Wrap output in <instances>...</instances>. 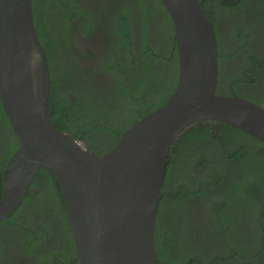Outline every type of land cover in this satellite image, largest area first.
Here are the masks:
<instances>
[{
    "label": "water",
    "instance_id": "1",
    "mask_svg": "<svg viewBox=\"0 0 264 264\" xmlns=\"http://www.w3.org/2000/svg\"><path fill=\"white\" fill-rule=\"evenodd\" d=\"M160 1L174 29L176 85L98 155L51 121L50 72L32 0H0V102L18 141L2 173L0 220L45 169L61 187L78 264H156L164 172L173 143L191 124L221 122L264 142V107L216 93L218 44L204 0Z\"/></svg>",
    "mask_w": 264,
    "mask_h": 264
},
{
    "label": "trees",
    "instance_id": "2",
    "mask_svg": "<svg viewBox=\"0 0 264 264\" xmlns=\"http://www.w3.org/2000/svg\"><path fill=\"white\" fill-rule=\"evenodd\" d=\"M147 1L152 4L153 11L159 14L163 21L160 25L162 28H159V48L150 46L144 52L143 50L149 46L144 39L145 44L141 50L143 52L131 56L130 51L133 53V46L122 37V46L112 54V62L106 66V70L113 72L115 85L113 93L108 98L101 96L99 88H93L87 84L84 86L87 92L84 97L82 99L77 97L71 101L62 86L68 82L69 64L58 62L52 48L59 45V40L67 37V29L72 19L77 15H85L86 11L80 8L77 0H32L34 26L46 52L50 72L47 107L51 121L57 130L67 132L75 139L81 140L89 151H94L98 155L109 150L120 134L134 121L164 104L177 82L178 55L177 46L172 48L171 39L174 33L172 21L160 0ZM214 2L221 4L219 0H206L203 4L210 22L211 16L207 5ZM146 12L145 3H141L139 14H135L134 17V19L137 17L136 20L141 23L143 30L146 22L152 17ZM56 13L58 15H55ZM117 17L122 26L118 25L116 31L124 35L129 18L123 14H118ZM163 25L170 27L166 45H164L162 33ZM217 44L218 66H220L219 62L226 56V52L222 51L218 37ZM237 52V50H232L230 55L234 56ZM256 59L258 57L255 55L248 57L249 66L245 67L247 70L242 75L248 81L257 77L252 71L253 64L257 65ZM80 71L82 70L79 67ZM225 96L235 95L229 90ZM253 102L262 106L264 99H254ZM0 126L5 139L0 143L1 194L4 166L18 146L1 102ZM201 139L212 142L210 149L204 150L202 146L199 148L198 144L202 142ZM170 151L155 224L156 264H209L213 261V257L219 254L200 257L193 247L190 248L187 244L180 242L179 237L182 232L175 233L174 229L165 230L166 215H170L172 223L178 221L182 216L179 213L186 209L189 199L201 197L210 189L220 188L223 182L224 191H220L219 194L222 195L219 200L211 204L208 210L210 216L221 220L222 213L227 207L237 212L245 203L246 210L254 211L255 209L257 220L259 212L264 210L262 196L264 192V142L225 123L199 121L184 129ZM208 160H211L213 165ZM189 169L202 170L206 175L194 182H189L191 178ZM40 186L42 189L36 195L49 198L52 204H57L58 208L63 210V215L66 217L61 187L56 178L43 168L35 172L26 198L34 195L33 187ZM66 223L69 236L72 238L67 219ZM185 230L187 231L186 228ZM226 235H228L227 231L222 230L221 237L224 238ZM71 244L69 264H78L77 260L71 263L75 257L73 240Z\"/></svg>",
    "mask_w": 264,
    "mask_h": 264
},
{
    "label": "flooded vegetation",
    "instance_id": "3",
    "mask_svg": "<svg viewBox=\"0 0 264 264\" xmlns=\"http://www.w3.org/2000/svg\"><path fill=\"white\" fill-rule=\"evenodd\" d=\"M77 2L86 14L74 17L67 29V37L59 40V45L52 48L58 62L69 64L68 82L62 86L71 101L77 97L79 99L84 97L87 93L84 86L87 84L99 88L101 96L108 98L113 93L115 85L113 72L106 70V66L111 64L112 54L122 46V37L133 46L131 56L145 52L150 46L158 49L159 28H162L160 25L163 21L147 0H77ZM219 2L221 4L214 2L207 5L211 24L214 30L216 28V37L220 41L222 51L226 52V56L219 62L220 75L216 92L225 96L230 90L233 95L248 97L249 99L246 98L248 100L264 99V0ZM141 3L146 5V14L152 15L146 22L144 30L141 23L136 20L137 17L134 19L135 14H139ZM118 14L129 18L124 35L116 31L118 25L122 26ZM162 33L166 45L170 27L163 25ZM144 39L149 44L145 50ZM171 42L174 48L173 38ZM232 50L238 52L232 56L230 55ZM250 55L258 57L257 65L253 64L252 70L257 77L248 81L242 75L247 70L245 67L249 66ZM79 67L82 70L80 72ZM262 106L264 107V104ZM2 133L0 126V143L5 140ZM200 141L202 142L198 144L199 148L202 146L204 150L210 149L212 142L202 139ZM208 161L213 165L211 160ZM189 174L191 175L189 182L206 175L204 171L198 169H189ZM224 185L222 182L220 188L210 189L201 197L189 199L186 209L179 213L182 216L178 221L172 223L170 215L167 214L165 230L174 229L175 233L182 232L180 242L190 248L193 247L200 257L219 254L213 257L209 264H264V210L259 212L256 220L255 209L246 210L243 203L237 212L227 207L222 213L221 220L210 216L208 210L211 204L221 197L222 194L219 193L224 191ZM41 189V186L33 187L34 195L26 198V193L21 204L8 217L0 220V264L70 263L73 239L69 236L67 218L63 215V210L58 208L57 204H52L49 198L36 195ZM262 194L264 204V192ZM222 230L228 233L224 238L221 237ZM74 261L76 257L71 263Z\"/></svg>",
    "mask_w": 264,
    "mask_h": 264
}]
</instances>
